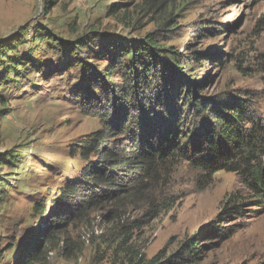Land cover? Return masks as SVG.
<instances>
[{
  "label": "rangeland",
  "instance_id": "374dc122",
  "mask_svg": "<svg viewBox=\"0 0 264 264\" xmlns=\"http://www.w3.org/2000/svg\"><path fill=\"white\" fill-rule=\"evenodd\" d=\"M168 3L60 0L49 7L43 0H0V161L6 162L0 166V264L20 260L40 231L52 239L40 245L42 264L156 257L177 264H264V206L245 203L239 216L219 220L234 194L249 198L237 174L208 177L178 152L152 172L142 165L114 172L111 188L87 187L83 180L100 161L97 144L87 156L85 146L117 116L114 124L124 134L98 147L121 161L141 151V122L151 118L154 127L172 126L183 143L199 135L220 101L243 107L264 125V0ZM148 35L184 58L182 65L169 60L173 71L165 79L173 89L165 91L160 73L141 94L154 98L155 116L144 117L142 107L119 113L108 99L78 98L81 89L95 87L104 96L108 84H124L122 71L106 76L118 60L128 62L116 58L112 45L139 47ZM201 103L206 108L198 114L193 104ZM110 111L117 116L106 121ZM73 182L84 187L79 203L60 207ZM194 237L201 251L196 260L184 245Z\"/></svg>",
  "mask_w": 264,
  "mask_h": 264
},
{
  "label": "trees",
  "instance_id": "16d2710c",
  "mask_svg": "<svg viewBox=\"0 0 264 264\" xmlns=\"http://www.w3.org/2000/svg\"><path fill=\"white\" fill-rule=\"evenodd\" d=\"M19 1V0H14ZM23 1V0H22ZM49 7L55 3H59L60 0H43ZM172 0H163L164 2L171 3ZM168 3V4H169ZM115 10L112 14H115L118 10V6H114ZM173 27H176L173 25ZM114 51L117 53L116 58H128L126 63L123 59L118 60L117 66H113L107 70L106 76L108 79L112 78L116 73L123 72L125 78L124 84H108L105 86V95H96L92 89H81L79 92V99L82 98L95 103L101 100L105 101L108 99L111 103V109L127 111L141 110L144 112V117H151L154 114L153 109L155 106L152 105L150 95L147 99L143 100L146 96L141 94L149 91L151 88L150 79L152 77H160L163 74L164 84L167 86L165 91L173 89L170 81L165 79L167 75H171L173 66L170 61L182 65L184 62L183 55L180 52L174 51L173 48L163 49L158 46V42L153 38V35H148L146 42L142 45L131 44V46L114 44ZM201 56L196 57V61H199ZM170 60V61H169ZM125 62V63H124ZM185 66V65H184ZM184 71L186 67L181 66ZM112 71V72H111ZM146 78L148 85H145ZM169 83V84H167ZM149 93V92H148ZM86 98V99H85ZM141 99V101H139ZM83 104V103H82ZM195 109L198 107V114H201V106L193 104ZM214 105V104H213ZM209 122L199 128L196 138L190 139L183 143L181 138L176 139L177 134L171 131L172 126L161 125V128L154 127L151 119L148 121L141 122L145 125L142 138H140L141 151L137 152L136 155L132 156L129 160L122 161L112 155V152L101 150L98 145L106 142L110 136L115 133L124 134V127H119L114 124L117 122L116 111H110L109 115L106 114V121L109 119L113 120V124L107 125L105 131H100L94 134V141L85 146V156L90 153L91 147L97 144L96 151L98 155L99 166L93 171L90 168L84 175L85 184L93 188H111L117 181L114 179V172H120L123 168H135L141 166L148 172L154 171L158 164L167 162L170 159H174L177 156L176 153H180L181 156L190 159L192 165L196 169L203 172L206 176L212 177L216 173L226 171L239 175L250 191L248 199L242 201L239 198V194H234L226 203L223 214L220 215L219 220L223 221L224 218H230L233 216H239L240 211L243 210L244 204L248 203L252 206L263 208L264 206V125L254 123L248 116L246 110L241 106H234L225 104L222 101L212 106ZM206 107L204 106V109ZM159 110L164 109L168 115L169 110L165 109L162 104L159 105ZM156 110V108L154 109ZM113 113V115H112ZM99 116V115H97ZM100 115V117H103ZM112 116V118H111ZM155 116V115H153ZM165 116V114H164ZM102 118V119H103ZM130 118V117H129ZM105 121V122H106ZM249 125V127H248ZM162 130V134H160ZM119 131V132H118ZM123 132V133H122ZM147 139V140H146ZM195 139V140H194ZM178 140V142H175ZM177 144L179 145L177 147ZM6 164L5 160L0 161V166ZM91 172V173H90ZM86 187V186H85ZM86 187V188H87ZM84 188V187H83ZM83 188L78 183H69L65 186V190L61 194L59 201L60 207H74L79 202L78 197ZM85 190V189H84ZM241 201V202H240ZM37 212L44 216L45 209L39 205L35 206ZM50 217L49 222H51ZM225 220V219H224ZM33 241L27 247L25 255L22 256L15 264H42L40 254L42 248L41 244L45 242L49 244L52 239L48 235V231H40L35 234ZM199 239L194 237L189 239L184 245L190 251L193 259H199L200 249L197 248ZM178 256H182L178 254ZM171 257V256H170ZM132 264H177L173 258H154L149 261L139 260Z\"/></svg>",
  "mask_w": 264,
  "mask_h": 264
}]
</instances>
